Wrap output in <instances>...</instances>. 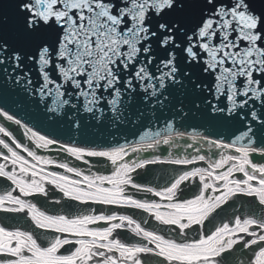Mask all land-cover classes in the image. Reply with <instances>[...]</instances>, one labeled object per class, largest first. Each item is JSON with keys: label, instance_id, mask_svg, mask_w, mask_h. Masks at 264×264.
<instances>
[{"label": "snow or ice", "instance_id": "6c2138e0", "mask_svg": "<svg viewBox=\"0 0 264 264\" xmlns=\"http://www.w3.org/2000/svg\"><path fill=\"white\" fill-rule=\"evenodd\" d=\"M13 94L69 129L145 130L64 141ZM197 115L231 129L190 137L214 156L140 155ZM156 164L180 167L144 182ZM0 213V264H264V0H0Z\"/></svg>", "mask_w": 264, "mask_h": 264}, {"label": "water", "instance_id": "95a60500", "mask_svg": "<svg viewBox=\"0 0 264 264\" xmlns=\"http://www.w3.org/2000/svg\"><path fill=\"white\" fill-rule=\"evenodd\" d=\"M9 106H14L16 103H20L22 108L19 110L22 118H30V123H35L37 126L46 133L52 134L56 137L63 138L64 140L76 139L84 142H95L97 145H105L114 142H122L125 137L127 140H138L139 134L144 128L135 129L130 124L129 125H120L116 128L111 127L107 123H97L96 121L89 120L85 117V120L82 122V127L79 130L69 129L64 120L60 117L56 118V122L44 121L40 117L34 105L28 103L26 100H23L21 97L16 95H10L7 98ZM27 114V116L25 115ZM159 116V113H158ZM144 124L151 128L153 132L161 130L165 127L163 118H160L159 121H152L149 123V119L145 118ZM175 127H184L187 129L195 130H204L206 133L213 136L223 135L226 138L230 137L231 129L227 126H222L215 122L208 121L199 115L196 117H189L186 121L177 120L175 122ZM136 135H133V133ZM87 139V140H86ZM257 142H261V138H257ZM193 143L194 147H200L199 142H191L188 139L179 138L174 140V144L177 147H172L170 145H160L159 149L155 152L152 150H147L142 152L140 155L145 157H153L155 155L167 156L168 152L171 151L174 156L186 154L188 156L193 155V149L188 148L184 150L187 144ZM207 145V144H206ZM207 155L215 154V149H209L208 146L205 150H201ZM79 163V162H78ZM82 165V164H81ZM195 165H191L193 167ZM180 166L168 165V164H159V165H149L142 172L144 182H150L153 185L165 183L171 175L174 174V171Z\"/></svg>", "mask_w": 264, "mask_h": 264}]
</instances>
